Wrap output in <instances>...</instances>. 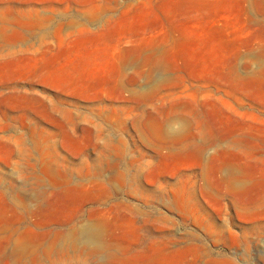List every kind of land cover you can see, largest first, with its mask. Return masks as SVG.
<instances>
[{"label": "rangeland", "instance_id": "rangeland-1", "mask_svg": "<svg viewBox=\"0 0 264 264\" xmlns=\"http://www.w3.org/2000/svg\"><path fill=\"white\" fill-rule=\"evenodd\" d=\"M0 264H264V0H0Z\"/></svg>", "mask_w": 264, "mask_h": 264}, {"label": "bare ground", "instance_id": "bare-ground-1", "mask_svg": "<svg viewBox=\"0 0 264 264\" xmlns=\"http://www.w3.org/2000/svg\"><path fill=\"white\" fill-rule=\"evenodd\" d=\"M85 236L88 240H93L94 239V233L91 232L90 230H86Z\"/></svg>", "mask_w": 264, "mask_h": 264}]
</instances>
